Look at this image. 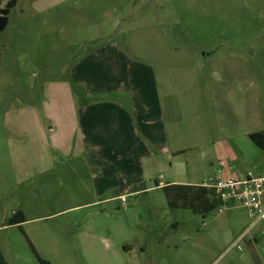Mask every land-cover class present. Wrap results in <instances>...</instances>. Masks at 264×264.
Wrapping results in <instances>:
<instances>
[{
    "label": "rangeland",
    "instance_id": "1",
    "mask_svg": "<svg viewBox=\"0 0 264 264\" xmlns=\"http://www.w3.org/2000/svg\"><path fill=\"white\" fill-rule=\"evenodd\" d=\"M112 41L163 98L177 153L152 184L264 173L249 138L264 131V0H17L0 31V212L20 209L24 222L0 229L3 264H264V233L245 231L238 204L202 216L169 208L160 190L111 199L98 155L43 142L44 84H64Z\"/></svg>",
    "mask_w": 264,
    "mask_h": 264
},
{
    "label": "crops",
    "instance_id": "2",
    "mask_svg": "<svg viewBox=\"0 0 264 264\" xmlns=\"http://www.w3.org/2000/svg\"><path fill=\"white\" fill-rule=\"evenodd\" d=\"M162 99L156 75L147 65L128 58L112 41L76 60L64 84L45 83L35 112L48 122L46 128L39 125L43 142H50L57 152L66 157L78 152L98 155L101 180L105 187L118 189L119 194L111 199H119L179 184L163 183L161 175L151 183L150 172L163 168L170 152L177 151L170 149ZM33 109L27 106L22 111L30 114ZM19 124L28 129L26 123ZM17 211L24 216L20 209L10 215L0 212V229L18 226L7 224ZM256 227L264 233L262 221L251 220L245 231ZM2 257L0 251V264Z\"/></svg>",
    "mask_w": 264,
    "mask_h": 264
},
{
    "label": "trees",
    "instance_id": "3",
    "mask_svg": "<svg viewBox=\"0 0 264 264\" xmlns=\"http://www.w3.org/2000/svg\"><path fill=\"white\" fill-rule=\"evenodd\" d=\"M16 3L17 0H8L4 7H0V31L5 30L10 10ZM249 138L258 147H264V131L251 133ZM162 191L166 198L167 206L171 209H189L196 214L205 216L212 211H216L220 205L219 200L212 191L197 185L170 184L164 186ZM23 222L24 216L20 211H17L7 220L8 225H18L19 227ZM36 256L40 264H50L37 254Z\"/></svg>",
    "mask_w": 264,
    "mask_h": 264
},
{
    "label": "built area",
    "instance_id": "4",
    "mask_svg": "<svg viewBox=\"0 0 264 264\" xmlns=\"http://www.w3.org/2000/svg\"><path fill=\"white\" fill-rule=\"evenodd\" d=\"M199 186L212 191L219 200L220 205L216 209L218 213L223 212L231 203H235L246 210L252 222L262 221L264 224V173L208 178ZM119 199L121 202L125 200L124 196Z\"/></svg>",
    "mask_w": 264,
    "mask_h": 264
}]
</instances>
